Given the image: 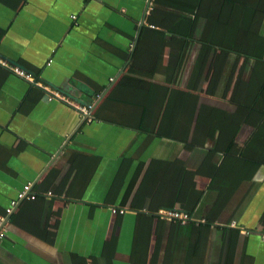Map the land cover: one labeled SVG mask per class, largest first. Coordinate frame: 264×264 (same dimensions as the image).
<instances>
[{
  "label": "crops",
  "instance_id": "1",
  "mask_svg": "<svg viewBox=\"0 0 264 264\" xmlns=\"http://www.w3.org/2000/svg\"><path fill=\"white\" fill-rule=\"evenodd\" d=\"M161 1L166 17L153 26L154 0H0V264H264V164L216 208L215 192L195 201L193 190L205 191L210 182L199 169L213 140L189 149L138 128L146 109L131 97H146V81L167 79L162 70H146L158 62L153 56L136 57L140 40L150 46V28L168 30L176 21L175 8ZM198 47L180 75L182 86ZM14 63L35 81L14 72ZM125 74L143 79V87L133 82L116 94L127 100H105ZM55 93L65 100H50ZM93 101L101 119L86 121L78 105ZM251 115L230 145L234 155L260 123V113ZM227 140L216 147L225 149ZM221 157L213 154L214 164ZM51 170L52 190L39 185ZM28 182L37 196L2 220ZM186 208L197 219L209 214L211 223L195 226L167 215Z\"/></svg>",
  "mask_w": 264,
  "mask_h": 264
},
{
  "label": "trees",
  "instance_id": "2",
  "mask_svg": "<svg viewBox=\"0 0 264 264\" xmlns=\"http://www.w3.org/2000/svg\"><path fill=\"white\" fill-rule=\"evenodd\" d=\"M161 2L154 0L148 16L153 26H157L166 17V9L161 7ZM166 2L175 8L170 10L175 14L176 21L168 30L150 28V46L143 48L140 40L136 57L141 52L153 56L152 59L158 62L147 64L146 70L152 75L162 70L167 74V79L163 83L146 81L150 85L146 97L135 95L130 102L146 109L138 128L150 135H167L185 142L189 149L196 145L204 147L209 139L213 140L215 144L207 150L210 155L205 156L199 169L200 173L209 176L210 182L205 191L193 190L195 201L200 200L208 191L215 192L214 204L216 208H220L234 196L240 184L251 179L257 168L264 164V0ZM161 10L164 11L163 14L159 12ZM223 10L225 12L222 17ZM196 43L199 47L195 62L185 86H182L180 75ZM167 48L168 62L162 65L160 60ZM133 68L132 63L128 71L134 70ZM209 72L211 76L204 92L203 85ZM133 82L137 83L136 87L144 85L143 79L138 80L125 74L105 96V100H127L116 94ZM139 83H143L142 86ZM202 96L231 103L235 108L229 111L224 107L202 102ZM255 112L260 113V123L245 142L241 154L237 156L230 153L231 143ZM93 115L96 119H101L96 108ZM224 138L228 139L227 146L224 144L225 149L221 150L216 145L223 143ZM215 153L224 155L220 164L213 162ZM126 167L116 181L124 177ZM55 173L51 170L39 185L47 189L54 188ZM191 202L192 199L189 204ZM192 210L186 208V212L193 217L187 222L195 226L211 223L209 214L198 217L204 218V221L197 223ZM141 215L155 214L140 213L139 216ZM224 227L234 229L227 225ZM238 230L240 229L237 228Z\"/></svg>",
  "mask_w": 264,
  "mask_h": 264
},
{
  "label": "built area",
  "instance_id": "3",
  "mask_svg": "<svg viewBox=\"0 0 264 264\" xmlns=\"http://www.w3.org/2000/svg\"><path fill=\"white\" fill-rule=\"evenodd\" d=\"M11 69L17 74H19L21 77H25L27 79L35 81L34 77H32V75L28 73L25 69L17 65H12ZM54 98L65 100L64 96L59 93H55L54 95L49 96L50 100ZM94 106H95L94 102H89V103L78 105L79 111L81 112L84 120L93 121L96 119L95 116L93 115ZM36 195L37 194L33 191V184L31 182L26 183L24 187L17 193L16 197L11 199L9 206L6 208V213L1 217V219L2 220L7 219L8 215L11 214L15 210V208L18 206L21 200L26 199V198H35ZM113 212H124V209L113 208ZM167 215L172 218L178 219L180 220V222H183V223L187 222L188 220L193 219V217H191L186 211H179L176 209L167 211ZM196 221L197 223L198 221H204V218L196 219ZM0 236H3V232L1 229H0Z\"/></svg>",
  "mask_w": 264,
  "mask_h": 264
},
{
  "label": "water",
  "instance_id": "4",
  "mask_svg": "<svg viewBox=\"0 0 264 264\" xmlns=\"http://www.w3.org/2000/svg\"><path fill=\"white\" fill-rule=\"evenodd\" d=\"M14 64L19 66V64H17V63H14ZM11 214L8 215L7 220L9 219V217H10Z\"/></svg>",
  "mask_w": 264,
  "mask_h": 264
}]
</instances>
